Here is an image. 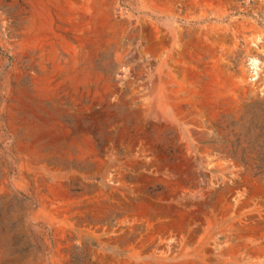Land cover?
Returning a JSON list of instances; mask_svg holds the SVG:
<instances>
[{
	"label": "rangeland",
	"instance_id": "rangeland-1",
	"mask_svg": "<svg viewBox=\"0 0 264 264\" xmlns=\"http://www.w3.org/2000/svg\"><path fill=\"white\" fill-rule=\"evenodd\" d=\"M0 264H264V0H0Z\"/></svg>",
	"mask_w": 264,
	"mask_h": 264
}]
</instances>
